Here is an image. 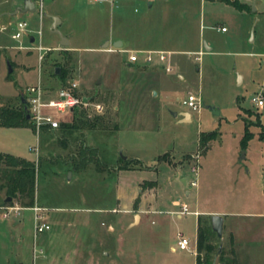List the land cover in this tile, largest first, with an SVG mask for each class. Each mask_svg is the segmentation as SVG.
<instances>
[{"label": "rangeland", "instance_id": "1", "mask_svg": "<svg viewBox=\"0 0 264 264\" xmlns=\"http://www.w3.org/2000/svg\"><path fill=\"white\" fill-rule=\"evenodd\" d=\"M32 1L35 3L33 13L9 16L7 12L21 6L23 0H0V107L19 108L21 94L24 95L26 88L37 81L44 88L55 89L59 82L52 72L61 63L67 70L65 83L79 81L76 93L88 99L91 97L88 106L84 107L87 116L97 115L101 119L93 130L81 128L64 135L43 128L35 133L32 125L0 128V150L18 153L33 161L37 203L49 208H63L49 211L51 221L53 214H81L71 208L91 205L92 197L104 204L113 193L111 168L99 172L90 164L68 177L65 168L58 164L57 155L64 158L78 142L95 147L106 162L113 156L120 158V151L127 160L136 159L139 166L150 168L118 171L119 211L110 214L113 218H129L122 209L128 206V197L136 181L154 179L158 183L155 211L143 215L139 224L129 228L123 227L125 220L122 219L113 251L104 248L103 252H98L97 248L91 253L96 248L98 232L104 226L99 224L100 215L90 214V219L83 225L67 226L68 231L57 236L60 259L56 262L50 259L48 264H194V211L205 209L245 214L238 218L225 217L222 245L227 252L231 245L236 263L264 264V219L258 215L264 212V139L259 138L260 128L264 129V105L256 107L249 100L258 93L264 102V0H256L258 9L250 13L251 17L257 16L251 41L242 28V15L222 4L236 1L249 13V0H219L221 2L213 5L205 0L203 6L199 0H166L163 5L155 2L149 9L147 0H114L112 5L82 0V6L75 8L68 0ZM44 13H55L61 20L57 30L69 40V46L79 48L68 52L66 63L63 62L65 54L56 50L59 36L50 29L51 19ZM17 21H26L27 29L21 37L13 39ZM219 24L227 29L225 33L216 27ZM109 30L122 32L131 42L130 46L136 43L187 50L199 40L203 48L200 61H194L192 57L188 60L185 53H170L172 57L180 58L186 76L180 87L179 82L160 96L156 108L144 100L147 92L145 97L135 96L133 89L136 87L133 86L131 99L136 97L138 101V97L141 101L128 112L141 116L146 123L133 119L129 125L113 128L116 119L125 115V110L117 112L112 108L120 105V99L124 100L125 87L119 91L100 88L103 83L117 85L122 56L96 49L97 39ZM203 42L211 44L210 52L204 51ZM38 46L42 49H37ZM170 73H175L174 67ZM136 75L130 69L123 71L122 86L124 83L128 86ZM238 75L240 84L237 83ZM187 92L196 95L201 104L213 106L218 113H212L201 104L197 112L188 110L181 104ZM95 103L102 106L100 112L94 111L92 104ZM181 109L189 111V122H179L173 116ZM60 117L68 122L71 114L62 113ZM245 129L250 135L242 144ZM209 133L211 138H207L204 146L199 145V137ZM162 155L164 159L160 158ZM192 164L196 165V186L188 187L179 179L193 177L190 173ZM141 188H145L144 185ZM185 191L189 193L187 196ZM173 198L184 202L189 213L177 217L178 204L170 205ZM107 215L105 220H108ZM31 216L32 211L24 207L18 216H0V232L5 237L0 264L6 258L13 264L10 252L17 245H10L8 232L14 233L16 229L23 232L25 239L24 259L30 258ZM178 232L187 239V249H178ZM36 244L39 245L38 239ZM106 250L107 256L103 255ZM84 252L88 257L83 256ZM213 264H218L217 257Z\"/></svg>", "mask_w": 264, "mask_h": 264}, {"label": "crops", "instance_id": "2", "mask_svg": "<svg viewBox=\"0 0 264 264\" xmlns=\"http://www.w3.org/2000/svg\"><path fill=\"white\" fill-rule=\"evenodd\" d=\"M208 1H210L211 4L215 3V2H221L219 0H208ZM249 1H250V3H251V1H253L255 9H258L257 4H256L257 3L256 0H249ZM49 2H52V0H50ZM68 2H69V4H71V6L73 8H75L77 5L82 6V0H68ZM148 2L150 3V5L149 6L146 5L147 9L151 8L155 2H158L160 5H163L166 2V0H147V3ZM199 2H201V5L203 6L205 3V0H199ZM222 4H224V7L226 9H228L230 11L231 10L236 11L242 15V28L245 31L246 35L249 36L250 27L252 25V22L254 21V19H256L255 24L257 22V16L252 15V17H251V14H250V13H253L255 10L251 11L249 8V13H246L245 10L238 11V10L234 9V7L229 5L227 2H222ZM117 7H120V6H117ZM263 10H264V8H263ZM263 10H261V11H263ZM33 12H29V13H33ZM9 13L10 12H7L8 15H9ZM24 13H28V12H24ZM51 15L55 16L56 14L52 13ZM9 16H11V15H9ZM60 23H61V20H59L58 25ZM255 24H254V27H255ZM216 27L220 28V27H224V26L222 24H219V26H216ZM254 27H253V30H254ZM219 31L221 33H225L227 31V29L225 28L224 31H221V30H219ZM30 38H32V37H30ZM125 38L126 37L124 36V34L120 31H116V30L106 31L102 36H100L97 39L98 47L96 48L98 51H100L102 53H104V52L107 54L116 53V54H120L122 56V64L120 66L121 68H120L119 74H118L117 85L110 86L108 83H103L102 87L100 88V89L107 88V89H112L114 91H119L121 89L123 90V87H125V90H123L124 97H125L124 100L120 99V101L118 102L120 105H115L112 107L117 112L121 111L122 109L125 110L124 111L125 115H122V117L119 116V118L116 119V121L113 123V125H115V124L117 125L116 129H118L119 127H121L123 125H129L131 120H133V119H135V121H137L138 123H140V122L146 123V121L143 120V118L141 116H134V114H131L130 112H128L130 107H136V105L139 104L138 101H141V100H139L138 97H140V96L145 97V95H146L145 93L147 92L148 96L144 100H147V102L153 103V106L156 108L157 101L159 100L160 96L163 95L168 90V88L173 87V86H178L179 82H180L179 87L181 86L182 81H184L186 74L183 71V68L181 67L182 65L180 64V61H179L180 58L179 57L178 58L172 57L170 53H185L187 55L186 58L188 60L190 59V57H192V59L194 61H200V56L203 53V50H202L203 48H201L199 40L193 48H190L187 50H171V49L153 48L150 46H141L140 44H136V43H134L133 46H130L131 42L129 40H127V38L126 39ZM252 39H253V35H252V38H250V41ZM67 41H68V43L65 47H61L60 45H58V46H56V50H58V51L66 50L67 52L72 53L74 50L79 49L78 47H75V46H69V40L67 39ZM203 46H204L205 52H210L212 50V46L209 42L208 43L203 42ZM156 50L165 53L164 62L160 63L157 60V58L152 54V61L149 63H146L144 61L145 53L146 52H153ZM132 52H136L137 55H136V60L133 62H130V61H128L127 57ZM166 65L170 67L169 71H166L164 69V66H166ZM172 67H174V69H175V73L173 75H171V73H170L172 70ZM126 69H130V71H132V73L134 72V74L136 73L137 75L135 76V78H132V79L130 76L131 81L128 83V86L126 83H124V85L122 86L121 74ZM237 83L238 84L241 83V77L239 75L237 76ZM78 84H79V81H78ZM133 86L136 88L133 89ZM132 89L135 91L134 92L135 96L139 95L137 97L138 101L135 100L136 97L134 99H131L130 92L132 91ZM187 93H189V92H187ZM128 95H129L130 99L128 98ZM263 105H264V102L261 106H263ZM261 106H258V107H261ZM183 111H188V110L187 109H181L180 111L176 112L175 115L173 114V116L176 119H179V122H182V123L189 122L191 119L190 114L187 117H181L179 115V113H181ZM0 128H27V127H0ZM113 128H114V126H113ZM30 149H32V147H30ZM0 151L7 152L6 150H0ZM7 153H10V152H7ZM11 154H13V153H11ZM13 155L23 157L18 153L13 154ZM24 158H26V157H24ZM26 159H28V158H26ZM118 159H121V158H119V157L116 158L113 156L111 158V160L107 161L109 164V167L113 171V176H114L113 182H112L113 193H112L111 197H109L107 199L108 201L104 204H99L98 199H95V197H92L93 199H92L91 205L81 206L78 208H71L72 210L80 212L81 214L78 215V213H75L71 216H65V215L60 216L58 214H56V215L53 214L52 215L53 221H51L49 219L50 218L49 211L50 210L58 211L60 208L59 207H50L49 208V206L48 207L44 206V204H38L37 199L34 198V204L33 205H36L40 208L46 209L44 221L46 224L49 225V229L40 233L36 238V239H38V243H39L38 246L43 251V256L40 257L36 261L37 262L36 264H42V263L48 264V261L50 259L55 260V262L57 259H60V254L57 253L56 241H55L57 236L58 235L61 236V235L65 234L66 231H68L66 229L67 226H72V225H76V224L77 225H79V224L83 225V222H85V221L87 222L90 219L89 218L90 214L100 215V216H98L99 224H100V226H104V229H102L101 231L99 230V232H98L96 248L93 247L94 249L91 250L92 251L91 253H93V252H95V249H97V248H99L98 252L99 251L103 252V250H105L104 248H106L108 251H113L114 243L117 241L116 232H117V229H118L122 219L125 220L123 227L129 228L133 225L139 224L141 222V218L143 215H147V214L155 211L154 205L158 200L157 195H156L157 189H158V183L154 179H141V180L136 181V184L134 186L133 191L129 194L128 206H124L122 209V211L126 215H128L129 218H127V220H126V218L119 219V218H113V216L110 215L112 213H116L117 211H119V209L117 208L118 204H119V196H118V192H117L118 190H117V178H116L118 171H137V170H141V169H143V170H149L150 169L147 166H143V165L138 166L139 164H137V166H135L134 168H131V169H118L117 170L116 166L120 164L118 162ZM123 160H127L126 157ZM167 162L169 163L170 161L168 160ZM169 165H171V163H169ZM171 168L176 170V168L174 166H171ZM66 172H69V175L70 174L72 175L73 173H78V172H73V171L72 172L66 171ZM179 180L184 185V177H180ZM145 181H151V182H153V184L152 185H144L145 188H141L142 183ZM184 194H185V196H187L189 193H188V191H185ZM5 198H6L5 195L4 194L1 195V192H0V205H3L5 203L4 202ZM93 203H95V204H93ZM183 203L184 202H179V200L176 198H173L170 200V205H176L177 206V204H178L179 209H180V205ZM25 208L30 209V207H25ZM61 209H63V208H61ZM213 213L221 214L223 216V224L225 222V217L227 218L228 216H230V217L238 218L241 216H243V217L245 216V214H239L237 212H226L222 209H212V210H206L205 209V210L194 211V214L196 216L198 214L209 215V214H213ZM82 214H86V215L84 216ZM105 214H109V215H107L108 220H105ZM18 215H16V216H18ZM258 215L260 218L264 219V212L258 213ZM0 216H1V212H0ZM176 216L180 217L178 215H176ZM31 219H32V216H31ZM65 220H67V221H65ZM13 232L14 233L8 232V235L10 234L9 236H11L9 238V241H8L9 243H11L10 245L12 247L13 246L15 247L17 245V247L13 248L14 250L10 252L13 256L12 263L13 264H31V249H30V258L28 257L27 260L24 259L23 253H24V247H25L24 246L25 239L23 236V232H21L20 229L13 230ZM32 233H33V220H32V225H31V239H32ZM4 244H5V237H4L3 232L1 231L0 232V253L2 252ZM31 246H32V244H31ZM107 250H106V253H103V255H106V256L109 255V252ZM180 250H184V249H180ZM89 254H90V251H89ZM234 254H236V253L234 252ZM77 256L79 258V255H77ZM83 256L88 257V253L84 252ZM6 259H7L6 260L7 262L4 261L3 264H11L10 263L11 259H9V258H6ZM237 264H240V263L237 261Z\"/></svg>", "mask_w": 264, "mask_h": 264}, {"label": "trees", "instance_id": "3", "mask_svg": "<svg viewBox=\"0 0 264 264\" xmlns=\"http://www.w3.org/2000/svg\"><path fill=\"white\" fill-rule=\"evenodd\" d=\"M227 3L238 11L246 9L243 4H238L236 1H227ZM60 52L65 54L63 62L66 63L65 59L69 57L68 52L66 50H61ZM58 66L59 73L55 75L52 72V75L56 77L59 82L58 86H60L65 83V73L67 70L64 68V64L60 63ZM49 88L53 89L52 87ZM21 99L22 97L20 96V101ZM88 100L90 101L91 97ZM24 106L25 105L21 103L19 108L11 106L0 107V127H31L30 120L26 118ZM84 107L85 106L80 105L78 108H74L72 110L70 121L61 122L56 129H43L47 131L56 130L59 135L71 134V132L81 128L88 130L95 129L101 117L93 115L92 118H89L85 112L86 107ZM114 128H117L116 124L114 125ZM209 135L210 133L201 135L198 139L199 145L204 146L207 138H211ZM249 135L250 133L245 129L242 136V144L247 140ZM56 137L60 138V136ZM259 138L264 139V129L262 128H260ZM60 156L61 155H57L56 160L62 168H65V171L78 172L86 169L90 164H93L94 170L99 172H107L110 169L109 164L101 159L99 152L95 147H88L80 142H78V144L74 146V149L64 158H61ZM163 156L164 155L160 158H163ZM118 162L120 164L116 166L117 170L134 168L137 166L138 161H122L121 159H118ZM34 174L35 165L33 161L0 151V191L4 192L5 197L10 196L13 202L19 203L24 208L31 207L34 204ZM152 184L153 182L151 181H145L142 183V185ZM218 243L219 239L210 229L209 215L198 214L196 216L194 264H213V256L216 253ZM228 253L232 254V256L229 257ZM217 262L218 264H237L231 245L228 252L226 251L225 245H222V248L217 255Z\"/></svg>", "mask_w": 264, "mask_h": 264}, {"label": "built area", "instance_id": "4", "mask_svg": "<svg viewBox=\"0 0 264 264\" xmlns=\"http://www.w3.org/2000/svg\"><path fill=\"white\" fill-rule=\"evenodd\" d=\"M94 3H105L112 5L114 0H91ZM26 21H18L15 23V32L12 34V38L18 39L21 37L27 29ZM219 30L224 31V27H220ZM37 49H42L37 47ZM152 54L157 60L162 63L165 60V53L161 51L146 52L144 61L149 63L152 61ZM136 52H132L128 55L127 59L130 62L136 60ZM40 57V56H39ZM197 58V57H196ZM166 71L170 70L169 66H164ZM78 83L75 80L68 81L63 85L56 87L55 89L44 88L40 85L39 81L35 85H30L26 88L24 98L26 99V107L29 115L30 124L34 128L35 133L40 128L56 129L63 120L60 114L69 112L72 114L74 108H78L80 105L88 106L89 100L86 102L82 101L83 96L76 93ZM53 91V93L51 92ZM250 102L258 107L263 104L262 96L258 93L253 94L249 98ZM181 104L184 105L188 110L197 112L201 101L193 93H187L185 98L181 100ZM95 112H100L102 106L98 103L92 104ZM36 150V149H35ZM190 173L193 177L186 180L184 179V185L188 187L196 186V165L192 164L190 167ZM23 207L17 202H11L4 204L0 207L1 216L3 218H9L11 214L14 216L20 213ZM32 211L33 220V233H32V246H31V264H36V261L43 256L42 249L36 244L37 236L43 231L49 229V225L45 223L44 208H40L36 205L30 207ZM189 213L186 204H181L178 216H182ZM177 247L178 249H187V239L182 237L181 233H177ZM45 264V263H42Z\"/></svg>", "mask_w": 264, "mask_h": 264}, {"label": "water", "instance_id": "5", "mask_svg": "<svg viewBox=\"0 0 264 264\" xmlns=\"http://www.w3.org/2000/svg\"><path fill=\"white\" fill-rule=\"evenodd\" d=\"M41 1L44 2V3H47L50 0H41ZM149 5H150V3L148 2L147 6H149ZM34 10H35V4H34V2L32 0H23L22 5L21 6H16L15 9L12 12L9 13V15H15L17 13H24V12H33ZM250 10L251 11L255 10L253 1H251V3H250ZM44 15L50 17V19H51L50 29L59 36V45L61 47H65L67 45V43H68L67 38L62 36L60 34V32L57 30V28H56V26L59 23L58 17H56L54 15H47L45 13H44ZM255 20L256 19H254V21L252 22V25L250 27V32H249L250 38H252V35H253V27H254V24H255ZM30 41H32V38H30ZM8 66H9V64H8ZM8 71L11 72L10 66H9ZM53 73L55 75H57L59 73V68L58 67H54ZM21 97H22L21 103H23L25 105L24 107H25V111H26V118L29 119V115H28L27 107H26V99L24 98L23 93L21 94ZM87 100H88V97H83L82 98L83 102H86ZM201 105H202V107L209 109L214 114L218 113L217 109H215L211 105H203V104H201ZM174 115H175V113H174ZM179 115L181 117H187L189 115V112L188 111H183V112L179 113ZM119 156H120V158L122 160L125 159L124 156H121L120 151H119ZM67 175L69 177V172H67ZM4 202L5 203H11L12 202V198L10 196H7L4 199ZM209 225H210L211 231L219 239V243L217 245L216 253L213 256V263H214L215 258L217 257V255L220 252L221 247H222L221 235H222V229H223V216L221 214H216V213L209 214Z\"/></svg>", "mask_w": 264, "mask_h": 264}]
</instances>
